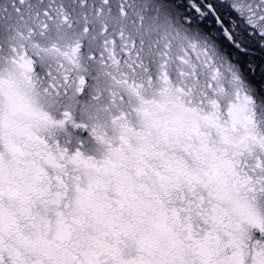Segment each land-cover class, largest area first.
<instances>
[{"label": "snow or ice", "instance_id": "obj_1", "mask_svg": "<svg viewBox=\"0 0 264 264\" xmlns=\"http://www.w3.org/2000/svg\"><path fill=\"white\" fill-rule=\"evenodd\" d=\"M0 264H264V0H0Z\"/></svg>", "mask_w": 264, "mask_h": 264}]
</instances>
